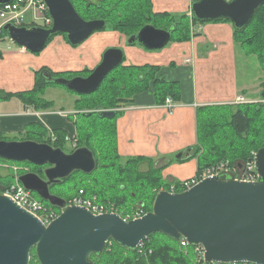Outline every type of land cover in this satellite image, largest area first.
Segmentation results:
<instances>
[{"label":"water","instance_id":"1","mask_svg":"<svg viewBox=\"0 0 264 264\" xmlns=\"http://www.w3.org/2000/svg\"><path fill=\"white\" fill-rule=\"evenodd\" d=\"M11 1L0 0V5ZM43 1L53 20L51 28H3L13 43L33 54L43 51L57 34L67 35L69 43L77 46L106 27L103 20L82 19L70 0ZM263 5L264 0H197L190 11L197 21L225 20L234 30L243 31ZM171 31L146 25L128 39V44L160 51L170 43ZM123 59V50L109 49L88 77L53 79L49 73L45 77L78 96L91 95ZM260 98L264 100V90ZM98 112L104 118L115 116L113 110ZM0 159L48 166L44 179L37 173H26L18 180L27 191L64 210L45 226L0 194V264H30L32 251L39 264H92L91 257L101 255L110 242L133 251L157 233L175 241L183 238L191 247L201 246L205 264H264V148L254 158L258 182L214 176L183 192L163 190L157 193L151 212L129 222L117 213L93 215L83 207H67L63 198L50 192L51 186L75 172L95 171V157L87 147L65 153L36 141H0Z\"/></svg>","mask_w":264,"mask_h":264},{"label":"crops","instance_id":"2","mask_svg":"<svg viewBox=\"0 0 264 264\" xmlns=\"http://www.w3.org/2000/svg\"><path fill=\"white\" fill-rule=\"evenodd\" d=\"M194 1L150 0L151 15L166 17L168 14L169 19L185 16L188 20L186 38L170 41L160 51H147L138 44L127 45L128 38L111 29L93 33L79 47H72L64 35L57 34L39 55L6 45L0 57V141H5L2 135L19 133L32 124L48 130L50 137L56 136V130H61L68 139L77 141V119L70 120L69 116L81 114L80 110L70 107L80 98L67 96L68 109L59 111L54 108H61L64 102L48 100L52 107L46 113L38 111L40 107L25 106L19 98L3 99L1 94L34 90L37 74L43 69L53 75L78 73L85 69L92 73L107 50L121 49L124 52L123 66L158 68L156 79L164 78L175 86L176 97L168 94L166 99H172L177 106L171 115L168 114L166 99L162 103L158 101L154 82L150 81L147 89L140 90L126 103L112 109L116 112L113 128L118 156L125 163L140 160L138 165H148V170L142 173L149 172L152 164L165 183L193 178L200 172L198 168L206 154L207 148L202 147L207 142L204 135L209 136L208 144L216 145L217 137L223 138L226 133L225 125L230 132L228 123L232 113L240 105H247L238 104L237 99L260 86L262 75L259 60L247 55L236 43L230 22L193 20L190 7ZM239 62L243 64L240 77L244 79H239ZM251 72L252 78L249 79L248 73ZM47 90L52 91L51 88ZM263 90L257 92L259 97ZM45 96L39 95L38 98L46 101ZM59 96L67 99L62 94ZM33 108L37 110L33 113L35 115L20 116L19 113L25 114L26 109ZM207 115L212 117L211 121ZM195 150L198 154H194ZM180 153L181 161L176 157ZM208 158L212 159V155Z\"/></svg>","mask_w":264,"mask_h":264},{"label":"trees","instance_id":"3","mask_svg":"<svg viewBox=\"0 0 264 264\" xmlns=\"http://www.w3.org/2000/svg\"><path fill=\"white\" fill-rule=\"evenodd\" d=\"M70 1L73 4L77 13L85 21L103 20L106 22V25L109 24L111 30L119 31L125 35L127 34L128 27H131L132 26L131 24H133L132 26V28H134L133 30H136L137 28L138 30L131 33V35L128 38L137 34V32H139L144 26L151 25L152 22H155V24L157 25V27L155 28L157 29L159 28L165 30L171 29L172 39L174 41L181 39L183 40V38H186V34L188 32V20L185 16L174 17L171 18L173 19L171 20L167 18L168 14H165L166 17L165 16L159 17V15H151L152 13L150 9L151 8L150 0H77L79 5L84 7L85 9L84 11L87 13L88 17H83L77 10L76 6L74 5V2L72 0ZM263 8L264 5L257 11L252 21L243 31L234 30L236 40L237 37H249V36H251L252 39L255 40L259 39V34L264 33V16L262 18H259V20L257 16L259 15V13ZM97 13L101 15L98 17V15H96ZM104 15H106V17ZM108 17L109 19H107ZM193 20L198 22L195 18H193ZM254 22H255V25L253 26L254 29L253 31H251L252 32L251 33L249 32V29L250 27H252V23ZM129 23L130 25H128ZM3 32H5V34L8 35L6 31ZM248 41L253 42L254 40H248ZM241 44L242 46L246 47V40L241 41ZM252 49H255V47L253 46ZM256 53L259 54L257 50ZM257 59L259 60V58ZM130 68L131 67H125L121 65L118 67V69L117 68L114 69L112 71L113 73L112 72L110 73L111 78L106 79L107 78L106 77L105 78L106 83L103 86L101 85L103 90V94L101 96L97 95V97H94L88 102H85V99L77 101V103L80 105V109L86 107V109L91 110L90 112H84L83 114L80 115H82L83 117L94 116L92 122L91 120L89 121L88 118L87 122L84 125L79 124L78 132L81 142L83 136L85 135V139L88 140L87 142L89 143V145H81L78 147L79 148L87 147L89 150L92 151L96 161V169L93 173H95L97 169L100 167L102 171L108 172L109 174L108 177L111 180L114 179L113 181H107V179L106 181H104V177L102 175L103 179L101 183L104 182L108 183L107 187L111 185V183L109 182H112V184L118 183V188H117L118 192H128L130 190L129 191L130 198L142 197L143 199L145 197L144 194H146V192L149 191V189H151V192H153L156 188L158 189L160 186H162L163 183L166 185V187L167 185L169 186V183H165L164 181H162L156 169L152 168L147 173L139 172L137 166L140 160H129L126 162V164L122 162L116 150L114 128L109 125L107 129H109L110 132L107 130L106 135L104 134L105 128H103V126H105L106 124L105 120H112L115 116L113 118H104L100 116L98 111L107 110V109L108 110L116 109L119 104L126 103L128 99L131 98L135 93H138L142 89H147L150 81L154 82L153 84L156 92L155 95L157 96L158 101L161 103L165 101L168 94L172 95L173 97H176V88L173 84L168 83L167 80L164 78L156 79L155 76L156 73L158 72L157 67H152V66L132 67L133 69H137V71H139L135 75H133L132 72L127 73V70H129ZM45 72L48 71L46 69H43L38 72L37 82L34 90L28 93H18V94L4 93L1 94V98L3 99L19 98L23 100V103L26 106H32L34 108H38L41 105H43V107H47V105L49 106L50 103H46L45 101L43 102L41 99L38 98V96L44 91L45 88L56 85L53 81H48V79H46L43 76V73ZM86 72H88V75H90L91 73L88 70H86ZM49 74L51 73L49 72ZM51 76L57 79L55 75L51 74ZM101 98H103V101L101 100ZM261 107L262 106H257V107L249 106L248 108H256L254 112L260 117V123L262 124V129L264 130V112L261 113L262 111ZM206 117L210 119L209 121H211L212 117L210 115H207ZM99 120L101 121L100 123ZM103 120L104 122H102ZM251 121L252 118L249 116L248 112L244 111L241 108H238L236 111L232 113L230 118V123H228L230 126L229 127L230 132L227 130L225 125L226 133L223 135V138H221V136L217 137L218 143L216 145L208 144L207 137L209 136L205 134L204 135L205 141L207 142H205L204 145H202V147L207 148V150H205L206 154L203 156L204 163H201V165H199L198 171H201L206 167L215 165L225 159H230L231 156L229 155L232 154L233 152L239 154V156L241 157H245L246 159L247 151L249 150L248 148L249 147L253 148L255 147L254 145L258 144L257 143L258 139L254 138L253 134L250 133ZM224 122L226 123V121ZM30 126H33V124ZM206 127L208 129V124ZM54 133H56L59 140L57 143L53 142L54 143L53 146H55L54 148L62 149V139L64 138L65 134L61 130H56ZM23 140H31L39 143H46L52 146V144H50L48 141H44L43 138L39 139V136H36L35 139L24 138L21 141ZM92 144H94V146ZM261 148H264V145H260L258 148H256L253 151L257 152ZM190 151L191 150H188L187 152ZM194 154H198V151L195 150ZM99 155L103 157V161L100 159ZM211 155H212V159L208 158V156ZM100 160L102 161L101 166H99ZM181 160L182 159H179V161ZM184 160L187 159H183V161ZM133 164H135L134 167ZM241 164L242 163H238L237 165L240 166ZM117 168L120 170V172H123L122 173L123 176L115 175V171ZM111 173H114V177L111 176ZM81 174L87 176L84 173ZM133 175L135 176L134 178ZM123 181L127 182L128 184H125ZM95 183L96 186H99L98 185L99 182H96L95 180ZM145 183H149L150 186L147 188L146 186H144ZM175 183L174 185H178V183L176 184ZM111 187H113V185H111ZM80 188L81 189L83 188L87 194L89 192V195H96L98 198L101 197V194H104L103 192L101 193L98 190H96L95 189L96 187H91L88 189L87 185H85L84 187H80ZM3 189H5V187H0V194ZM35 196L41 202L46 203L36 194ZM124 200L125 198H123V201ZM139 203H144V202L140 201ZM155 235L162 237L161 240H163L164 245L161 248H160V244L153 243L151 237ZM194 248L195 247L188 246L187 251L190 252ZM115 250L123 252L124 255L127 254L126 259L123 261L124 262L123 264H192L189 258L183 255L182 250H180L179 248L178 241H175L160 233L151 235L136 250L133 251L122 248L114 242H110V244L107 245L105 251L101 255L99 256L93 255L90 261L92 263L95 262L94 264H96V262H102V260L107 255H111L112 258V254ZM32 254L35 255V251H32ZM33 259L36 261L37 264H39L36 255L33 258L31 257V260ZM117 263L118 261L115 258L112 264H117Z\"/></svg>","mask_w":264,"mask_h":264},{"label":"rangeland","instance_id":"4","mask_svg":"<svg viewBox=\"0 0 264 264\" xmlns=\"http://www.w3.org/2000/svg\"><path fill=\"white\" fill-rule=\"evenodd\" d=\"M72 1L74 2V5L76 6L79 13L83 17H88L87 13L84 11L85 10L84 7L80 6L77 0H72ZM29 12L30 13H28L27 16L32 17V15H34V11L30 10ZM96 15H98V17H99L101 14L99 15V13H97ZM104 16L106 17V15H104ZM263 16H264V8L261 10L259 15L257 16L258 20H259V18H262ZM107 19H109V17ZM3 22H4V19L0 18V26L3 24ZM145 22H143V23H145ZM36 25H40V22L36 21ZM128 25H130V23ZM131 25L133 26V24H131ZM151 25L154 27H157L155 22H152ZM254 25H255V22L252 23V27H250L249 32L253 31ZM132 26L128 27L126 35L122 34L121 32L120 33L122 35H125L126 38H128L131 35V33L138 30V28L136 30H133L134 28H132ZM109 29H110V26H109V24H107L106 27H104L100 31L105 32L106 30H109ZM3 31H4V29L1 28L0 29V57L2 54L1 50L6 45H10L12 48H19L21 50L27 51L26 49L21 48L17 44L13 43L10 40L9 35H6L5 32H3ZM62 35H64L67 38V35H65V34H62ZM52 37H54V36H52ZM52 37H51V39H52ZM51 39L48 41V43L51 41ZM128 39H127V45H129ZM244 40H246V47L242 46V44H241V41H244ZM248 40H254V41L249 42ZM67 41H68V38H67ZM171 41L173 42L174 40L171 39ZM48 43H47V45H48ZM83 43L84 42H82L81 44H79L77 46H73V45H71V46L72 47H79ZM236 43L243 48L244 52L247 55L259 58L260 67L262 69V75L259 78L260 86L257 85L256 87H253L248 92L249 95L246 93V95L244 96L245 100L247 102L245 104H247L248 106L240 105L238 107V108H241L244 111L248 112L249 116L252 118L250 133L253 134L254 138L258 139L257 140L258 144L254 145L255 147H253V148H250V147L248 148L249 150L247 151V158L246 159H245V157H241V156H239V154L233 152L232 154L229 155V156H231L230 159L224 160L225 165H226L225 167H229L228 169L233 170V171H236L235 167L238 163H242L243 165L250 164L252 161V158H253V153L255 152L253 150L258 148L260 145H264V135H263L264 130L262 129V124L260 123V117L254 112L256 108H248L249 106H253V107L262 106L261 107V109H262L261 113L264 112V100L261 99L257 93L259 90L261 91L262 89H264V33H260L259 39H256V40L252 39L251 36H249V37H237ZM253 46L255 47V49H252ZM256 50L259 52V54L256 53ZM39 54L37 53L35 55H39ZM238 67H239L238 68L239 79L240 78L244 79V77H240V76H242V69H243L242 62H239ZM129 72H132L133 75H135L139 71H137V69H133L131 67L129 70H127V73H129ZM142 72H145V71H142ZM252 73L253 72L248 73L250 76L247 78H249V79L252 78ZM87 75H88V72H86V69L80 73H68L67 72V73L55 74V76L57 78L59 77L62 79H69V78H74L77 76L85 78ZM110 76H111V74H109L106 79L111 78ZM106 79L103 82L102 86L106 83ZM102 86L94 94L86 95V96H78L74 93L72 94V92L70 93L69 91H67L65 89V87L56 84L55 86L45 88L44 91L40 94V96L43 97L44 94L46 95L45 96L46 101L43 100L46 103H50V102H48V100H57L59 103L64 102L63 104H61V108H54V110H58V111L60 109L67 110L69 107L67 105L70 104L67 102V100H69L67 96L78 97V98H80L78 100H84L85 99V102H88L91 99H93L94 97H97V95L101 96L103 94ZM48 88H51L52 91L47 90ZM60 94L64 95L67 99L59 96ZM247 95H248V97H247ZM86 98H88V99H86ZM101 100L103 101V98H101ZM77 101L72 102L70 107L75 108L76 110H80L81 114H83L84 111L85 112L91 111L90 109H86V107L83 109H80V105L77 103ZM49 107L51 108L52 106L50 104H49V106L47 105V107H43V105H41L38 111H45L47 113L48 111H46V110L50 109ZM91 108H92V106H91ZM35 111H37V110L34 108H33V110L26 109V112H24L25 114H22V113H19V114H20V116L27 115V116L31 117V115H35V114H33ZM113 111H115V110H113ZM38 115H40V114H38ZM93 117L94 116L83 117L82 115H78V116L70 115L69 119L74 120L76 118L78 128H79V124L84 125L87 122L88 118H89V121L91 120V122H92ZM100 122L101 121L99 120V123ZM102 122H104V120ZM105 123H103V124H105V126H103V128H105L104 134L106 135L107 134L106 131L107 130L109 131V129H107L108 126L110 125L113 127V119L112 120H105ZM100 126H102V125H100ZM32 136H35V137L39 136V139L43 138L44 141H48L50 144H52V146L54 145L53 142L57 143L59 140L57 135L56 136L53 135V137H50V133H48V130L41 128L40 126H37V125L26 126L25 129L19 133L13 132V133H9V134H4L1 136V138L5 141H21L24 138H34L35 139V137H32ZM23 141H26V140H23ZM70 141H72L73 143H71ZM87 141L88 140L85 139V135H84L82 138V142H81L79 132L77 135V141L76 140L73 141L72 139H68L67 135H65L64 138L62 139V149L65 153H72L74 151L75 147H78L81 145H89V143ZM92 145L94 146V144H92ZM53 147H55V146H53ZM99 157L103 161V157L100 155H99ZM101 160H100L99 166L102 165ZM123 163L126 164L125 162H123ZM201 163H204L203 158L201 159ZM219 163H221V162H219ZM219 163H217V164H219ZM138 164H141V163L139 162ZM217 164H215V165H217ZM134 165L135 164H133V167H134ZM139 166H140V169H138V170L141 173L146 172L148 170V168H147L148 165L146 167H144L142 164V165H138L137 167H139ZM212 166H214V165H212ZM209 167H211V166H209ZM44 168H48V166L39 167V166H35V165L27 163V162L7 161V160L0 159V187H5V188L10 189V187L15 183V176H21V175L26 174V173H39L40 176L42 178H44L43 172H42V170H44ZM152 168L157 169V167H155V166L152 167V164H151L149 171ZM122 173L123 172H120V170L118 168L115 171V175L123 176ZM133 173H134V171H133ZM85 175H87V176H84L83 174L76 172V173L72 174L71 177L63 180V182H61L60 184L52 186V188L50 189V192L53 195H56V196L63 198L67 202V206L75 205L78 203H81L83 205L87 204V203H93L94 206H96L98 208H103L104 211H110V212H114V213L119 214L126 222L140 218L143 215L151 212L154 200L157 196L156 193L163 191V189L165 191H167V188L169 190L171 187H174L175 188L174 191H176L177 193L183 192L186 190L185 189L186 185L183 186L184 185L183 183L185 181L179 182V183L176 182V183H178V185H174L175 182L173 184H171V182L170 183L168 182L169 186L167 185V187L163 183L164 185L162 184V186H160L158 189L156 188L153 192H151V189H149V191H147L146 194H144L145 197L143 199H142V197L130 198L129 197L130 196L129 195L130 190L128 192H118V189H117L118 183L112 184V182H109V183H111V185H113V187H111V185H109V187H107L108 183H105V182L101 183V181L103 179L102 175L104 177V181H106V179H107V181H113L114 179L111 180L108 177V175H109L108 172L102 171L100 167L97 169V171L95 173L85 174ZM196 175H198V173H196ZM111 176L114 177V173H111ZM134 177L135 176L133 175V178ZM95 180H96V182H99L98 183L99 186H96ZM124 183L128 184L127 182H124ZM85 185H87L88 189L91 187H96L95 188L96 190H98L101 193L103 192L104 194H101L100 198H98L96 195H89V192L87 194L83 188L82 189L80 188V187H84ZM144 186H146L148 188L150 186V184L145 183ZM145 190H147V189H145ZM81 191H83V194H79ZM123 198H125L124 201H123ZM33 199L37 200L38 202H41L35 196L34 193H33ZM140 201H143L144 203H139ZM46 203L41 202V204L43 205V209H41V215L44 218L48 217V219H51L53 216L58 217L64 211L62 209L52 207L49 203H47V204ZM135 217H137V218H135ZM151 238L153 240V243L160 244V248L164 245L163 240H161L162 237L155 235ZM179 248H180V250H182L183 255L187 256L189 258V260L192 264H204L203 261L201 260V253L197 250V248H194L192 251L188 252L187 251L188 247H183L180 242H179ZM198 252L200 253V256H198L199 255ZM34 256H35L34 254H31L32 258ZM126 256H127V254L124 255L123 252L115 250L112 254V258H111V255H107L102 260V262H96V264H112V262L115 260V258L118 261L117 264H123L124 263L123 261L126 259ZM94 263L95 262H93L92 264H94ZM30 264H37V263L33 259V260H31Z\"/></svg>","mask_w":264,"mask_h":264},{"label":"built area","instance_id":"5","mask_svg":"<svg viewBox=\"0 0 264 264\" xmlns=\"http://www.w3.org/2000/svg\"><path fill=\"white\" fill-rule=\"evenodd\" d=\"M33 10L34 15L27 16L29 11ZM0 18L4 19L3 24L0 26L4 28L6 25H12L17 28H27L31 29L34 27H40L43 29H49L52 27L53 20L49 15L48 8L43 0H12L9 4L0 5ZM36 21L40 22V25H36ZM238 104H245L247 103L244 97H239L237 99ZM176 103L173 102L172 99L167 98L165 101V108L168 111V114H172L173 110L176 107ZM255 152L253 153V158L250 164H241L240 166L236 165V171L229 170V167H225V162H221L217 165L207 167L201 170L198 175L194 178L185 181L183 186L186 185V190L194 187L200 181L214 176H222L223 178H231L235 181L247 182V183H255L259 180V175L256 170L255 166ZM19 176H15V183L9 188H5L2 190L1 194L11 198L14 202H16L20 207L28 211L29 213L33 214L37 217L40 221L43 222L45 226L51 224L57 216H53L51 219L44 218L41 215V209H43V205L41 202L33 199V193L27 191L24 186L18 180ZM175 188L171 187L169 190L170 192L177 193L174 191ZM185 190V191H186ZM79 194H83L81 191ZM67 206V202H66ZM71 206L76 207H83L87 209L93 215H102V214H113L114 212L104 211L103 208H98L94 206L93 203L87 204H75ZM68 207V206H67ZM137 218V217H135ZM183 247L190 246L185 239H181L179 241ZM201 253V260L204 263V250L201 246L195 247ZM198 252V253H199ZM200 253L198 256H200Z\"/></svg>","mask_w":264,"mask_h":264},{"label":"flooded vegetation","instance_id":"6","mask_svg":"<svg viewBox=\"0 0 264 264\" xmlns=\"http://www.w3.org/2000/svg\"><path fill=\"white\" fill-rule=\"evenodd\" d=\"M45 73H49V72H45ZM45 73H43V76L45 77ZM51 75V74H50ZM46 78V77H45ZM47 79V78H46ZM44 169H46V168H44ZM44 170H42V172H43ZM39 174V173H38ZM44 179V178H43ZM60 184V183H59ZM54 186V185H53ZM52 188V186L50 187V189ZM164 190V189H163Z\"/></svg>","mask_w":264,"mask_h":264}]
</instances>
